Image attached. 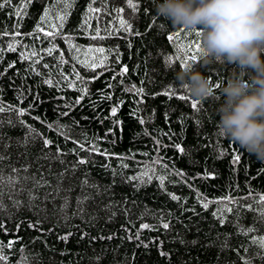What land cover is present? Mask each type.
<instances>
[{
  "label": "trees",
  "instance_id": "16d2710c",
  "mask_svg": "<svg viewBox=\"0 0 264 264\" xmlns=\"http://www.w3.org/2000/svg\"><path fill=\"white\" fill-rule=\"evenodd\" d=\"M67 3L12 0L0 9V241H17L4 249L7 264H264V162L220 134V88L194 109L176 79L192 67L226 86L233 66H204L201 35L159 17L157 0H133L134 10L126 0ZM186 37L200 51L187 54ZM89 47L105 49L103 66L82 63L99 65Z\"/></svg>",
  "mask_w": 264,
  "mask_h": 264
},
{
  "label": "clouds",
  "instance_id": "9594fccd",
  "mask_svg": "<svg viewBox=\"0 0 264 264\" xmlns=\"http://www.w3.org/2000/svg\"><path fill=\"white\" fill-rule=\"evenodd\" d=\"M156 14L173 27L200 33L202 63L233 66L217 114L222 136L264 162V0H157ZM176 79L197 102L216 85L192 67Z\"/></svg>",
  "mask_w": 264,
  "mask_h": 264
},
{
  "label": "snow or ice",
  "instance_id": "6c2138e0",
  "mask_svg": "<svg viewBox=\"0 0 264 264\" xmlns=\"http://www.w3.org/2000/svg\"><path fill=\"white\" fill-rule=\"evenodd\" d=\"M73 2H74V0H73ZM5 4L11 6V5H12V0H3V2H0V9L4 8ZM65 4H66V7H70V4L67 3V0H65ZM126 4H127V6H128L130 9H133V10H134V9L137 8V5H136L135 3H133V0H126ZM25 7H27V4H25ZM124 10H125L124 7H119V8L117 9V11H118V12H121V13L124 12ZM96 11H98V9H95V8H93L91 5H89V7H88V13L91 14V13H94V12H96ZM20 14H21V13L17 10V15H20ZM48 17H49V12H48V11H45V12H44L43 19H47ZM59 19H60V21H61V26H62L63 23H64V21H65V19H66V16H60ZM85 24H86V25L88 24V18H87V17L85 18ZM120 25L124 28V30H125L126 32L133 33V34L138 35V36L141 35L140 32H138V31H134V30H133V27H132V24L127 23L124 19H120ZM161 27H163V25H161ZM37 31H38V32H39V31H43V29L40 28V27H37ZM5 35H7V33H5ZM16 35H20V33H19V32H16ZM45 35L52 36L53 33H51V32H46ZM197 35H200V33H197ZM98 37H99V32H98V30H97L96 35H95V36H92L91 39H97ZM172 39H173V37H172L171 35H169V36H168V40L171 41ZM72 47H75V45H72ZM196 49H197V51H200L199 45L196 46ZM9 50H14L12 45H9ZM48 51H49V54H51L52 49H49ZM104 51H105V49L102 48V47H100V48H92V47H89V48L87 49V52H89V53H92V52L104 53ZM32 55H36V53L33 52ZM104 59H107V57H104ZM191 59H192L193 61H195V60L197 59V57H196V56H192ZM82 63H84L86 66H88V67H92V68H95V67H97V66H103V60L99 61V65L96 64V63H93V64L89 65V64L87 63V60L82 61ZM10 66H11V65H10ZM184 66L187 67V64L185 63ZM128 71H129V70H128V68H127L126 66H123V67H122V73H127ZM79 78H80V77H79V74H77V79H79ZM216 87L219 88V84H217ZM132 90L137 91L138 94H144V88H143V87H141V88H139V89H136V86L133 85ZM81 91H82L85 95L87 94V88L81 89ZM163 94L166 95V96H169V98H171V95H175V92H171V95H170V92H169V91H165ZM107 98H108V99H111L110 96L107 97ZM179 99H180L181 101H183V100L186 99V97L183 96V95H181V96H179ZM197 103H198V102L193 101L192 104H191V107L194 108V109L197 108ZM8 110H9V111H16V112L18 113V115H24V114H25V110H23V109H13L12 106H9V107H8ZM3 111H5V108L3 107L2 102H0V112H3ZM116 114H117V107H113V108L111 109V115H112V116H116ZM120 123H121V122H120L119 120L114 121V122H113L114 128H115L116 126H118ZM141 123H143V121H141ZM114 128L109 130L112 134H114ZM29 129H30V131H35L34 129L31 128V126H29ZM51 143H52V141L47 140V139L44 141L45 146H49ZM80 147L83 148V145H81ZM177 147L179 148V145H177ZM85 150H86V149H85ZM92 151H97L95 145H92ZM180 151L183 152L184 149H183V148H180ZM100 154H102V155H109L107 152H101ZM4 158H5V157L0 156V160H2V159H4ZM240 159H241L240 155H235L234 158H233V160H232V162H233L234 164H235V163H238V162L240 161ZM86 162H87V161L84 160V159H80V160L78 161V163H80V164H84V163H86ZM125 167H126V165H125ZM25 170H26V169H25ZM13 171H16V169H13ZM2 180H3V177L0 176V181H2ZM8 182L14 185L15 183H18V179H14L13 177L10 176V177H8ZM161 182H163V178H161ZM85 183H86V181H85ZM37 184H39V182H37ZM2 195H3V194L0 193V196H2ZM249 196L251 197V193H249ZM29 199H30V200H34V199H38V197H37L36 195H34L32 191H30V192H29ZM173 199H178V198L175 197V196H173ZM227 199H228L229 201H232V200H234L235 198H234V197H228ZM82 202H83V201H78V203H82ZM257 202L260 203V204H262V205H264V194H261V195H260V199H259V201H257ZM19 204H20L19 201H14V206H19ZM207 206H208L207 203H205V204H204V207H207ZM65 207H67V201L65 202ZM248 207H249V209H251V205H248ZM226 211H227V212H232V209H231V208H227ZM260 216H261L262 219H264V208H262V209L260 210ZM218 219H220V220L223 221V220H224L223 215L218 216ZM39 223H40V222L37 221L36 224H29V227H31V228H35ZM17 227H19V226H17ZM142 227H143V228H149V225L144 224V225H142ZM164 227L167 228L168 225L165 224ZM254 230H255V229H253V228H242V229H241V232H242V233L245 232V231H247V232H252V231H254ZM69 235H71V233H69L68 235L62 236V237H58V238L61 239V240H63V241H65V243H66L67 240H68V236H69ZM137 238H138V237H137ZM16 242H17V241L12 240V241H9L7 244H5L3 241H0V261H3V262H5V264H7V262H8L9 259H10V257L4 254V249H5V248L11 249V248L14 246V244H15ZM254 243H255V242H254ZM258 243H259V247H260L261 249H264V238H261V239L259 240ZM161 254H162V255H167L166 253H161ZM24 264H27V260H26V258H24ZM244 264H249V262H248V261H245Z\"/></svg>",
  "mask_w": 264,
  "mask_h": 264
},
{
  "label": "rangeland",
  "instance_id": "374dc122",
  "mask_svg": "<svg viewBox=\"0 0 264 264\" xmlns=\"http://www.w3.org/2000/svg\"><path fill=\"white\" fill-rule=\"evenodd\" d=\"M183 40H185V46H186V48H184L185 52H187V54H188V53H190V51H192L193 54H196V52H195L196 48L195 49L193 48L192 42H191L192 40H190L189 37H186V39L183 38ZM98 55H99V52H97V54L92 53V54H90V56H91L90 59H93V60H96L99 62L101 58H99ZM85 60L90 61V60H88L87 57Z\"/></svg>",
  "mask_w": 264,
  "mask_h": 264
}]
</instances>
